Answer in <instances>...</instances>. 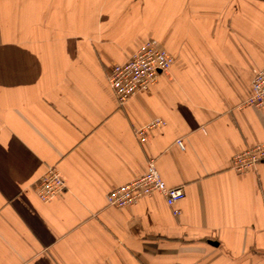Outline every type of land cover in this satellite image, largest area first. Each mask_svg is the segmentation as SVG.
<instances>
[{
    "label": "crops",
    "instance_id": "obj_1",
    "mask_svg": "<svg viewBox=\"0 0 264 264\" xmlns=\"http://www.w3.org/2000/svg\"><path fill=\"white\" fill-rule=\"evenodd\" d=\"M150 38L175 61L121 104L108 72ZM263 66L264 0H0V264H264V160L231 168L264 141L242 105ZM151 158L180 214L109 206ZM52 165L67 188L44 202Z\"/></svg>",
    "mask_w": 264,
    "mask_h": 264
},
{
    "label": "built area",
    "instance_id": "obj_2",
    "mask_svg": "<svg viewBox=\"0 0 264 264\" xmlns=\"http://www.w3.org/2000/svg\"><path fill=\"white\" fill-rule=\"evenodd\" d=\"M175 57L155 39H147L130 58L122 64L113 65L108 72V82L116 98L124 104L138 92L149 90L157 83L161 73L168 71ZM251 94L242 103L264 108V66L257 69L251 81ZM164 124L161 118L152 121L148 127ZM144 137L145 129L137 131ZM181 144V142H179ZM264 160V141L236 153L231 168L239 173L255 169ZM67 188L61 171L56 165L48 167L46 173L36 182L35 191L39 198L48 202L60 195ZM160 193L167 204L174 206L183 200L186 192L183 185L169 186L162 178L156 160L151 158L146 171L133 180L113 188L107 194V204L115 208H124L136 204L145 196ZM175 215L180 209L174 208ZM180 264V263H178Z\"/></svg>",
    "mask_w": 264,
    "mask_h": 264
}]
</instances>
